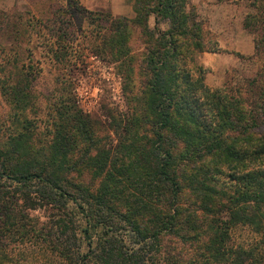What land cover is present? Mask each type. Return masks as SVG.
<instances>
[{
    "label": "trees",
    "instance_id": "16d2710c",
    "mask_svg": "<svg viewBox=\"0 0 264 264\" xmlns=\"http://www.w3.org/2000/svg\"><path fill=\"white\" fill-rule=\"evenodd\" d=\"M129 1L133 17L93 12L80 0H59L41 16L0 8V42L14 33L12 44L0 45L9 66H0L1 92L22 113L38 98L32 81L39 72L19 63L24 39L36 38L45 56L61 63L74 21L91 26L84 36L101 48L96 55L124 67L128 96L137 93L135 77L145 76L117 147H107L94 120L67 96L53 105L48 145L37 148L27 131L0 143V179L14 183L25 200L36 193L30 208L54 209L43 242L54 248L50 255L61 259L58 264H156L155 256L177 264L170 255L175 238L199 247L196 260L179 264H256L254 253L230 239L239 225L264 233V0H251L243 20L262 70L244 78L237 94L206 83L196 57L223 49L205 40L202 23L187 10L190 0ZM135 34L148 45L142 59L132 47ZM24 121L31 120L25 115ZM180 172L187 173L195 200L183 209ZM87 173L101 178L96 189L80 180ZM7 193L0 187V231L24 241L39 236L42 229L7 201ZM4 253L0 264L9 258Z\"/></svg>",
    "mask_w": 264,
    "mask_h": 264
},
{
    "label": "rangeland",
    "instance_id": "374dc122",
    "mask_svg": "<svg viewBox=\"0 0 264 264\" xmlns=\"http://www.w3.org/2000/svg\"><path fill=\"white\" fill-rule=\"evenodd\" d=\"M127 1L132 4L129 0ZM57 2L59 3V0H0V5L7 4L0 7L9 12L13 11L15 16L28 11L36 16H41L48 15L47 13L52 11V6L59 5L56 4ZM250 3L251 0H190L187 10L190 13H196L194 18L202 23L205 40H210V46L218 42L220 47L224 46L223 49H226L217 52L218 55L214 51H204L196 57L197 63L206 69L205 81L212 89L226 86L230 92L237 94V87L244 88L246 86L247 82L244 78L253 76L262 70V61L254 54L247 53L248 44L253 41V36L244 29L243 20L245 15L252 10ZM82 5L93 12L111 9L105 0L92 6ZM151 23L153 25V19ZM163 27H167V25H163ZM89 28L91 29V26H87L86 19L80 22L74 21L71 27L73 39H71L66 53L67 60L65 59L66 62L61 63L55 62L53 57L45 56V50L37 46L36 38H33L32 41H28V38L24 39L23 48L20 51L21 62L19 63L30 65V70L35 66V69L39 71L36 79L32 81L38 98L32 100L31 106L27 108L25 114L22 113V109L12 105L7 94H4L5 96L2 94L0 86V143H6L13 134L27 131L32 137L31 141H35L37 148L41 149L42 146L48 145L56 115L53 105L61 100L65 101L67 96L72 97L78 108L89 114L94 120L97 135L106 138L107 147L109 145L117 147L119 141L123 140L121 124L131 109L130 106L134 103V97L139 96L137 88H141L145 76L144 73H140L138 79L135 77L136 85L134 87L137 93L128 96L125 90L126 80L123 76L124 67L112 61L110 56L102 59V56L96 55L101 48L90 46V42L84 36ZM12 35H14L12 32L5 34L0 45L8 47L12 44L14 42ZM27 44L28 47H32V58H30L31 53L29 54L27 50ZM132 47L138 59H142L148 52V45L140 42L139 34L134 35ZM240 49L243 54L240 53ZM2 61L3 58L0 57V63H2L0 66L7 65L8 68V64H5L6 61ZM135 63L139 67V63ZM2 73L0 70V75H3ZM26 76L28 75H19L18 77L27 78ZM25 115L31 120L29 123L24 121ZM186 174V172L179 174L180 178L183 177L181 184L184 187L179 198L182 209L187 205V202H195L191 188L184 179ZM80 180L88 183L93 189H96L101 182V178L95 177L91 173H87ZM0 187L8 192L7 201L17 203L14 206L24 210L29 217L28 221L31 219L32 225L42 229L41 232H38L39 236H33L35 238L25 241L19 239L18 235L10 236L9 232L0 231V253L5 254L4 252H6L9 255L5 264H58L57 261L61 259L50 255L54 253V248H44L46 245L43 242L46 238L45 235L49 234L54 209L48 206L30 208L32 203L37 201V194L32 193L29 201L25 200L17 193L14 183L0 179ZM193 206L195 208L196 205ZM172 240L170 255L176 258L177 264L180 261L185 263V261L196 260L199 253L196 242L189 244L177 241L176 238ZM230 244L234 247L243 245L247 248L248 253H254L255 256L252 259L256 264H258L256 259L264 260V233L256 232L251 226L239 225L234 228ZM153 261L164 264L165 259L162 257L158 259L155 256Z\"/></svg>",
    "mask_w": 264,
    "mask_h": 264
},
{
    "label": "crops",
    "instance_id": "0c3cea01",
    "mask_svg": "<svg viewBox=\"0 0 264 264\" xmlns=\"http://www.w3.org/2000/svg\"><path fill=\"white\" fill-rule=\"evenodd\" d=\"M80 1L82 2V4L92 6V5L97 4L98 2H101L103 0H80ZM105 1L107 3H109L111 11L115 16H120V15H126L129 17L134 16L133 6L127 0H105ZM194 1H197V0H194ZM6 5L7 4L5 3L4 5L2 4L0 6H6ZM250 40H252V39L250 38ZM248 47H249V49H248L247 53L250 55H253L255 52L254 39H253V41H250V43L248 44ZM223 48H225V47L223 46L222 49ZM225 50L223 49V51H225ZM239 51L241 54H243V51L241 49ZM214 53H216L218 55L217 52H214Z\"/></svg>",
    "mask_w": 264,
    "mask_h": 264
}]
</instances>
